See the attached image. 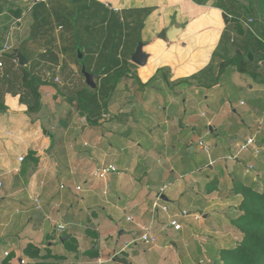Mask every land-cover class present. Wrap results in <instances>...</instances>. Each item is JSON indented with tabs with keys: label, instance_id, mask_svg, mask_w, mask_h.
Here are the masks:
<instances>
[{
	"label": "crops",
	"instance_id": "crops-1",
	"mask_svg": "<svg viewBox=\"0 0 264 264\" xmlns=\"http://www.w3.org/2000/svg\"><path fill=\"white\" fill-rule=\"evenodd\" d=\"M225 1L72 0V4L68 0L53 1L51 7H48L51 17L47 19L49 31L55 26L58 29L53 28L57 32L53 48L60 51L62 41H70V53L69 56H61L60 63L53 65L56 69L39 59L31 67L46 82L40 86L39 110L24 113L26 106L19 101V89L12 88L14 90L8 92L6 85L4 88L0 86V151L17 139L18 142L26 143L25 152L34 150V156L38 158L36 165L29 162L27 183L10 191L4 188L7 194H2L0 198L5 200L2 205L10 203L15 208L11 215L0 212V264L6 256H10L9 264H30L35 261L51 264H124L123 258L134 264L122 251H126L130 241L138 240L139 235L121 240L124 226H115L118 228V236H115V227L108 222L109 217L113 214L121 222L124 214V224L131 222L134 233L137 230L141 232L140 226L149 222L151 217H148L150 201L164 187L169 190L167 193L166 189L162 192L168 211L176 210L173 202L182 196L194 206L203 205L208 215L211 212L218 215L217 222L223 226L222 231L205 229L218 236L215 238L217 250L233 241L230 237L239 239V233L232 226L231 220L239 213L241 196L233 193L232 186L237 180L261 188L264 182V58L260 59L263 64L256 67L254 75L238 72L236 63L231 62L217 76L223 58H231L237 50L245 53L248 48V35L236 31L223 20L221 6L225 9L227 6L221 3L228 5ZM35 3L36 0H0V9L4 8L3 12L7 9L13 14L18 8L22 21L37 7ZM227 9L231 10V7ZM235 11L237 9H234L233 15ZM20 26H25V23ZM28 26H32L31 21ZM63 26H66L67 31L61 35L59 32ZM172 26L180 29L170 39L167 30ZM75 32L83 35L81 48L78 49L81 57L75 56L72 47ZM137 41L144 44L143 50L149 56L144 66L134 70L130 66V63L134 64L130 55ZM48 45L52 46L50 43ZM44 47L41 44L34 51L33 45L32 54ZM126 49L129 51L124 52ZM109 51H115L116 57L109 72L124 70L111 93L101 100V95H88L89 91L81 86L85 96H91V99L86 103L72 99L68 90L67 93L65 90L68 81L78 80L80 64L81 70L84 67L86 71L95 74V88L86 83L85 86L92 92L105 91L100 70L109 60ZM84 57L85 61L82 60ZM85 64H89L90 68L87 69ZM45 71L47 73L44 75ZM226 74L229 81L236 74L242 78L241 75H247V78H243L244 84L256 98L251 101L254 120L247 126L249 131L245 139L255 135L254 146L260 152L254 155L253 147L250 146L240 158L232 159L235 161L231 167L233 173L219 170L216 176L207 175L206 188H186L188 186L185 187L180 180L178 188H154L160 181L157 178L163 179L167 172L182 173V166L173 168L171 164L177 149L167 146L172 144L175 134L185 138V130L192 123L191 119L186 118L185 106L179 105L177 98L191 96L192 90L202 89L203 93H212L220 90V87L224 89L229 86L228 80L223 78ZM58 83H62L59 91ZM53 85H56V89ZM169 105L175 107L173 114L184 113L183 119L169 117L166 113L170 109ZM91 111H96V115L89 114ZM77 116H80L79 122ZM84 117L85 121L82 120ZM146 119L149 120L144 124ZM171 129L175 130L172 136ZM241 142L236 143L237 147ZM116 147L120 150L117 151ZM25 152L19 154L15 162L6 160L5 154L0 152V167H4L0 177L6 183L7 180L12 183L15 179L20 168L18 163L23 162L18 158L24 156ZM139 161L146 162V170L142 174L146 178L144 187L139 186L138 182H132V188H110L113 197L117 196L115 204L118 206L101 210V200L98 199L101 185L96 182L101 179L94 177L92 172L111 163L132 173ZM243 162L246 164L244 167ZM249 165H252V169L248 168ZM116 169L119 174L117 166ZM131 178H128V182H131ZM117 179L123 181L126 177ZM195 179L199 181L200 177L193 178L191 182L196 183ZM210 181L215 185L212 191L207 190ZM77 186L80 188L77 189ZM92 207L96 211L91 215L89 211ZM105 211L106 219L104 215L99 216V213ZM166 215L169 217L170 214L164 212L161 215L163 221H166ZM127 217L131 220H127ZM91 219L93 223H89ZM55 223L66 225V229L59 234L67 232L68 227L79 231V243L74 244V247L69 245L67 242L72 233L68 232L59 238V242L50 237L52 235H49L48 226ZM164 223L163 228H167ZM98 226L102 229L98 230ZM90 228L100 231L97 240L99 245L93 244V239L83 238L82 235H86ZM28 243L37 248L39 257L30 258L27 255L24 248ZM91 248L97 251L92 253ZM53 254L58 259L50 256ZM93 254L97 257L91 258Z\"/></svg>",
	"mask_w": 264,
	"mask_h": 264
},
{
	"label": "rangeland",
	"instance_id": "rangeland-1",
	"mask_svg": "<svg viewBox=\"0 0 264 264\" xmlns=\"http://www.w3.org/2000/svg\"><path fill=\"white\" fill-rule=\"evenodd\" d=\"M69 3L72 4V0H68ZM228 5L221 3L225 7H231V11H234L232 9H237L236 14L241 17V22L243 24V27L245 28L244 22L248 21L249 18H252V22H250V26L253 28V30L259 35H261L264 38V16L260 14L257 8L256 0H227ZM48 5V3H46ZM70 5V4H69ZM50 6V5H49ZM48 7V6H47ZM53 9V8H52ZM4 8L0 9V46L5 42L6 36H8V44L11 46V50H14L17 47H21L22 43L23 46L21 49L19 48V51L23 53V55L27 56L29 58V63L27 66V69H31V67L36 64V59L33 57L36 54H32L33 52V45H34V51H36V47L43 44L45 47L42 50L51 48L48 44L50 43L53 45L55 36L57 32L53 30V28L56 29V26L51 28V31L48 30L46 18H40L35 13V9L33 8L29 15L27 17L22 18V21L14 22V19L16 16L14 14H10L9 11L6 9L3 12ZM49 15L48 18L51 17L50 8H48ZM230 12V9L228 10ZM29 11L25 12L28 13ZM59 12H63V10H59ZM65 12V11H64ZM24 13V14H25ZM235 14V15H236ZM42 15V14H41ZM50 16V17H49ZM27 21H26V19ZM26 21V22H25ZM33 24L34 21L39 22L40 26H28L29 22ZM18 23V24H17ZM25 23V26H20ZM20 24V25H19ZM52 27V26H51ZM66 26H63V29H60V34H65L67 31ZM246 29V28H245ZM58 30V29H56ZM31 37H34V40L31 39ZM83 35L75 32V39H73L72 47L75 53L76 57H79L81 48V38ZM52 41V42H51ZM139 41H137L138 43ZM70 41H62V45L60 46L61 56H69L70 53ZM63 47V48H61ZM129 51V50H124ZM123 52V54H124ZM128 53V52H126ZM4 54V53H3ZM0 55V59L4 62L2 66V72L0 71V74L3 73L5 69L11 68L10 59L4 55ZM127 55V54H126ZM109 60H107L106 64H103L100 72L101 73H107L109 72V69L112 67V63L116 62L115 57V51H109ZM125 56V54H124ZM12 60V59H11ZM85 61L84 59H82ZM100 60V59H99ZM82 62V61H81ZM80 62V63H81ZM16 65H12L13 71L16 74L20 73V70L17 68ZM131 64V63H130ZM70 65V64H69ZM86 68L89 69V64H85ZM52 66L53 69H56L55 66ZM71 66V65H70ZM70 66H66L70 68ZM132 68L137 69L138 65L131 64ZM65 67V68H66ZM80 73H78V81L77 79H72L71 82L68 81V87L66 88L69 94L71 95L72 99L75 101H79L81 103H86L91 99V96H85L83 93V89L86 88L84 77L81 73V64L79 67ZM47 72H44V75ZM236 77L233 79L228 80L227 74L223 77L227 81V84L229 83V86H225L224 89L221 87L220 90H216L215 92L210 93H203L202 89L198 90H192L191 96H182L179 101V105L183 104L186 110V118L191 119V126L186 128V134L187 136L182 139L183 135H174V140L172 141V144H169L168 148H176L177 153L175 160L171 162L173 165V168H178L179 166H182L181 171L182 173H179L176 171L171 173L170 171L167 172L166 176L161 179L157 178V181H159V184L155 186L154 188H159L166 186L167 188H178L177 183L178 180L184 184V186H188L186 188L196 187V188H206V178L207 175L216 176L219 170H222V172H229L233 173L231 167L232 163L235 162L232 159L224 157L227 154H236L238 147L237 144L240 141H244L247 137L248 128L247 126L252 123L254 120V114H252L253 110L250 107L251 101L253 100L254 95L252 96V93L248 91V87L244 84L245 80L243 78H247V75H241L239 74L235 75ZM9 77H12V74L10 72ZM66 77V75H65ZM62 82L65 81L61 78ZM60 86H62V83H58L57 89L59 91ZM82 86V88H81ZM54 89H56V85H53ZM14 88H19L17 85ZM88 88V87H87ZM14 89L8 90L13 91ZM63 90V91H64ZM19 93L23 92V89L19 88ZM91 92V91H90ZM92 93V92H91ZM87 94V93H86ZM101 95V100L103 96H105V93H100L99 91L94 94ZM89 95V94H88ZM242 101V103H241ZM164 104V103H163ZM101 105H103L101 103ZM178 105V106H179ZM166 106V104H164ZM169 111H166V113L169 115V117H172L176 120L177 117H180V119H183L184 113H178L173 114L175 107L170 106ZM249 109H251V112H249ZM167 110V108H166ZM159 115H161L159 113ZM138 120L137 113L134 114ZM80 116L76 117V120L79 119ZM110 116L105 117V119H108ZM149 119H146L143 121L144 124H147V121ZM79 122V120H78ZM210 126L212 127L210 130ZM148 131V130H147ZM170 136H172L173 133H175L174 129L170 130ZM149 132V131H148ZM147 132V133H148ZM181 140L180 143L178 141ZM203 141L209 146V152L206 153L202 149L198 147V142ZM26 143L18 142L17 139H14L13 142H11V145H8L7 147L3 148L0 152H3L5 155L4 157L6 160L10 161H17V156L19 154H23L25 152L24 147ZM191 146L193 147L192 151L190 150ZM236 148V149H235ZM117 151L120 150L119 147H116ZM247 151V150H246ZM246 151H242L239 153L238 158H240ZM28 152V150H27ZM25 152V154L27 153ZM230 156V155H229ZM212 165H209V161L213 160ZM146 161V160H144ZM144 161L137 162L135 171L130 173L128 170L123 169L118 164H115L118 168V172L116 173H110V175L106 176L105 180L96 181L101 188V191L99 193L98 199L100 201V209H109V207L116 208L118 205L115 203L117 200V196L112 195V190L110 188H132L133 186L132 182L137 183L141 187H144V171L145 163ZM148 161V160H147ZM29 162L32 161H24L20 164H25L28 168L30 165ZM116 163V162H115ZM150 164V163H148ZM245 162H243L242 167H244ZM246 165V164H245ZM241 167V168H242ZM4 167H0V171L3 170ZM252 169V168H251ZM1 173V172H0ZM118 174V175H117ZM182 174V175H181ZM181 175V176H180ZM123 176L126 177L125 180L116 181L117 178H122ZM21 177V176H20ZM95 177V176H94ZM134 177V179H130L131 182H128V178ZM200 177L199 181H196V183H192L191 180L193 178ZM1 178V177H0ZM26 178V182L24 179ZM25 178L21 177L19 180V184L15 185V179L12 183H7L3 178V184L4 188H9L8 191L14 189L16 186H20V184L25 185L27 183V176L25 174ZM113 178V179H112ZM213 178V177H212ZM57 180V179H56ZM134 180V181H132ZM214 181V178L212 179ZM21 181V182H20ZM58 181V180H57ZM235 182H238L237 180ZM137 185V184H136ZM67 188V185H66ZM103 188H106V192L103 193ZM0 194V198L3 195H6L7 192L3 191ZM167 190L165 193H167ZM101 198V199H100ZM7 199V198H6ZM154 199V197H153ZM151 199V200H153ZM5 200L0 199V207H2L0 212H7L8 215H11L15 210L14 205L10 203H4ZM150 201V208L151 203ZM201 202V201H200ZM169 203V202H168ZM174 206L176 207L175 211L179 215H177L176 219L181 224L180 230H174L172 227L169 226V217H167L166 221H163V217L161 216L164 214L162 210H158V212L155 213L153 217L154 226H153V232L156 236V242L153 245H146L142 241L138 240H132L130 241V246L122 251L124 256H129L130 260L134 264H222L219 261V256L217 253V241L215 238H217V235H214L213 233L207 232L205 229H217L219 232L222 231V227L217 220H219L218 215L215 212H211L207 217L203 218L202 215L207 213V210H204L203 205L197 207L192 204H190L189 200L185 197H180L178 200H175ZM172 203V204H173ZM7 204V206H6ZM32 204V203H31ZM168 205V204H167ZM168 207V206H167ZM104 208V209H103ZM185 209L188 212V215H182L181 212ZM94 210L96 211L95 207H92L89 211V214H94ZM110 212V211H109ZM174 212L168 211V214H174ZM110 214V213H109ZM193 214L200 215V219L196 220L194 218ZM100 215H104V218L107 215V212L99 213ZM151 214L149 213L150 217ZM91 217V216H90ZM106 219V218H105ZM125 215H122L121 222H118V219L111 215L109 217V223L112 226H124V233L121 234V240L126 239H132L134 236L140 235V231H136L134 233V229L131 227V222H128L124 224ZM151 219V217H150ZM93 220L91 219L89 223H93ZM167 228H163V222ZM127 226V227H126ZM101 226H98L97 229L100 230ZM48 232L49 235H52L50 237H53L55 241L59 242V238L63 235H66L68 233L71 234L70 242H67L69 245L72 244L74 247V244L79 243V234L80 232L71 230L69 227L67 228L68 231L62 234H59L56 232V223L53 226H48ZM72 228V227H71ZM54 229V230H52ZM115 236L117 235L118 228L115 227ZM203 229V230H202ZM86 230V229H85ZM206 231V232H204ZM82 234V233H81ZM205 234V237L203 236ZM100 235V231L98 232L96 229L88 230L86 235H82L83 238L88 237L89 239H93V244L99 245L97 243L98 237ZM75 238L76 241L73 239ZM230 240H233L231 242L237 241L236 239H232L230 237ZM229 241V240H228ZM230 242V243H231ZM121 243H124V241H121ZM229 243V244H230ZM68 244L66 246H68ZM227 243V245H229ZM68 248V247H67ZM91 251H97V249L91 248ZM98 253V252H97ZM56 254V253H55ZM58 259L56 255H50ZM201 262V263H200ZM58 264V263H55Z\"/></svg>",
	"mask_w": 264,
	"mask_h": 264
},
{
	"label": "trees",
	"instance_id": "trees-1",
	"mask_svg": "<svg viewBox=\"0 0 264 264\" xmlns=\"http://www.w3.org/2000/svg\"><path fill=\"white\" fill-rule=\"evenodd\" d=\"M53 1L54 0H36L35 5L37 7H35V13H38V21L40 20V18H46L47 16V22L49 15L48 7H51ZM46 3H48V5H46ZM256 4L260 14L264 16V0H256ZM221 8L223 9L222 17L224 22L230 23V25H232L236 31L242 34L246 33L248 35V48L245 53L237 50L231 58H223L218 68L217 76H219L220 73H222L224 67H226L231 62L236 63V69L238 72L251 73L254 75L256 67L259 66L258 61L264 58V38L254 30H246L243 27L241 17H239V15H233V11L231 10L230 12H228L227 7L225 9L221 6ZM13 14L16 17H20L21 12L18 8H16L13 11ZM32 25L37 26L39 25V22L34 21ZM31 39L34 40V37H31ZM1 47L2 46H0V48ZM21 47H17L14 50H11L10 48L9 51L4 53L6 54L8 59H10L11 68L4 70L3 73L0 74V86L3 87L4 85H6V89L11 90L17 85L20 89H23V92L19 93V101L24 103L26 106L23 112L31 113L38 111L41 106L40 86L45 84L46 82H44L42 80V77L36 72H33L31 69L28 70L27 66L25 65L20 66L17 64V68L20 70L19 74H16L12 70V65H16L13 59L15 58L17 52L19 51V48L21 49ZM53 47L54 45H52L51 48L42 51L38 50L33 58L36 60H42L45 63H50V65L59 64L61 60V53L58 49ZM248 52H251L253 57L252 60H249L247 56ZM0 71L2 72V70ZM123 71L124 70L116 71L113 73H100V75L103 77L105 96L109 95L114 89L119 77L124 74ZM10 72L12 74V77L14 78L9 77ZM85 89L87 90V92L89 91L88 94L97 93L96 90H93V92L91 91V93L87 87ZM95 112L96 111H91L89 114L96 115ZM34 155V150H28L21 161H32L36 165L38 162V158ZM27 169L28 168L25 164H21L18 173L15 176V185L19 184V180L21 177L25 178ZM24 181L26 182V178L24 179ZM210 182L211 183H209V186L207 187L208 191H212L211 188L215 187V185H212V181ZM232 191L233 193L239 194L241 196V201L238 204L239 213L235 218L231 220L232 226L239 233V239L235 242H231L227 246L219 248V250L217 251L219 261L222 264H264V182L261 188L253 187V185L249 183L236 182L232 186ZM24 251L30 258L39 257V251L30 243L25 246ZM92 257H97V255L93 254L91 255V258ZM9 259L10 256H6L2 264H9ZM122 262L124 264H131L125 258L122 259ZM30 264L51 263L35 261L30 262Z\"/></svg>",
	"mask_w": 264,
	"mask_h": 264
},
{
	"label": "built area",
	"instance_id": "built-area-1",
	"mask_svg": "<svg viewBox=\"0 0 264 264\" xmlns=\"http://www.w3.org/2000/svg\"><path fill=\"white\" fill-rule=\"evenodd\" d=\"M21 21L20 17H16L14 19V22H19ZM250 22H252V18H249L248 21L244 22L245 24V28L246 30H251L253 31V28L250 26ZM8 42V36H6L5 38V42L2 44V47L0 48V55H2L3 53L7 52L10 50L11 46L7 43ZM15 63H17V59L14 58L13 59ZM263 64V60H259L258 61V65H262ZM3 66V61L2 59H0V70H2ZM85 117L82 118L83 121H85ZM254 141H255V135H252L250 137H248L247 139H245L244 141H242L241 143L238 144V150L236 152V154H234L233 156H227V158L229 159H234L237 160L239 153H241L242 151H246L248 150V148L250 146H252V153L254 155H257L260 151V149L256 146H254ZM198 147L200 149H202L204 152L208 153L209 152V146L204 143L203 141H199L198 142ZM23 158V156H19V161H21ZM214 160H210L209 161V165H212V162ZM249 169L252 168V165H249L248 167ZM117 169L116 166L114 164H107L105 166H101L98 167L97 169H95L92 172V175L104 180L106 178V176L110 173H116ZM4 184L3 181L0 179V194L3 190ZM80 187L77 186V189H79ZM166 189L161 188L160 191L155 195L154 200L152 201L151 204V208H150V214H151V219L149 220V222L142 224L141 227V232L139 235L138 240L142 241L144 244L146 245H153L156 242V236L153 232V226H154V221H153V217L155 215L156 212H158V210H162L163 212H168V207L166 205V203L163 201V190ZM182 215H188V212L186 210H183L181 212ZM177 215H179L178 213L176 214H172L169 215V226L172 227L174 230H180L181 229V224L178 222V220L176 219ZM194 218L196 220L200 219V215L198 214H193ZM127 220H131L130 217H127ZM66 229V225L63 223H57L56 224V230L57 232H63ZM7 254V252H5V255ZM201 263V262H200Z\"/></svg>",
	"mask_w": 264,
	"mask_h": 264
},
{
	"label": "water",
	"instance_id": "water-1",
	"mask_svg": "<svg viewBox=\"0 0 264 264\" xmlns=\"http://www.w3.org/2000/svg\"><path fill=\"white\" fill-rule=\"evenodd\" d=\"M180 28L172 26L171 28H169L167 30V37H169L170 39H173L175 37V34L177 31H179ZM143 43L141 41H139L134 49V51L131 53L130 55V60L131 62H133L134 64L138 65V66H144L147 62L148 59V54L143 50ZM247 56L249 58V60H252V54L251 52L247 53ZM79 57H81V55L79 54ZM15 58L17 59V63L20 66H24L28 63L29 59L22 54L21 51H18ZM82 75L85 79V83L91 87V88H95V82H94V77L95 74L90 73L88 71L85 70L84 67H82ZM192 149V148H190ZM208 213H205L202 215L203 218L207 217ZM121 233V231L119 232Z\"/></svg>",
	"mask_w": 264,
	"mask_h": 264
}]
</instances>
